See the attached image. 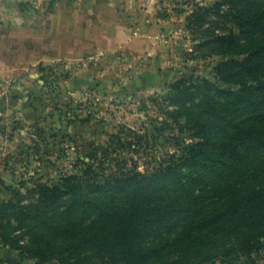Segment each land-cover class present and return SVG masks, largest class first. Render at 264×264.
Wrapping results in <instances>:
<instances>
[{"label":"trees","instance_id":"obj_1","mask_svg":"<svg viewBox=\"0 0 264 264\" xmlns=\"http://www.w3.org/2000/svg\"><path fill=\"white\" fill-rule=\"evenodd\" d=\"M212 13L221 19L205 28ZM189 22L204 30L198 49L241 58L216 68L237 89L201 78L171 86L192 104L187 129L197 142L150 173L82 161L61 184L17 193L0 202V244L40 264H255L264 239V0L199 6Z\"/></svg>","mask_w":264,"mask_h":264},{"label":"rangeland","instance_id":"obj_2","mask_svg":"<svg viewBox=\"0 0 264 264\" xmlns=\"http://www.w3.org/2000/svg\"><path fill=\"white\" fill-rule=\"evenodd\" d=\"M78 1L12 0L0 8V202L38 184H61L85 168L82 161L104 173L171 165L197 142L187 129L192 104L171 96V86L184 81L189 87L201 78L239 88L220 82L216 68L241 58L198 49L206 36L189 22L199 6L223 0H158L159 11L181 24L156 40L164 44L160 58L118 50L77 59ZM104 19L90 31L105 30ZM219 19L210 14L205 28ZM226 23L220 26L238 32ZM262 242L255 264L264 260ZM0 260L40 264L3 244Z\"/></svg>","mask_w":264,"mask_h":264},{"label":"crops","instance_id":"obj_3","mask_svg":"<svg viewBox=\"0 0 264 264\" xmlns=\"http://www.w3.org/2000/svg\"><path fill=\"white\" fill-rule=\"evenodd\" d=\"M7 1L12 0H0V8ZM77 5L81 10L82 28L77 59L87 53L118 50L160 58L164 44L158 45L156 40L169 32L173 35L181 27L176 17L169 20L159 11L158 0H80ZM97 13L105 14L107 20ZM101 19L106 21V29L96 27V32L90 31L92 23ZM257 264H264V260Z\"/></svg>","mask_w":264,"mask_h":264}]
</instances>
